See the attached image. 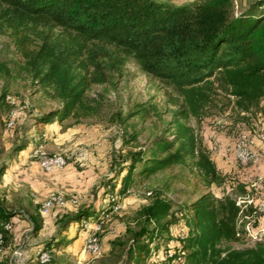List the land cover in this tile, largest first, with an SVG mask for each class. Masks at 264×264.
Listing matches in <instances>:
<instances>
[{
    "label": "trees",
    "instance_id": "trees-1",
    "mask_svg": "<svg viewBox=\"0 0 264 264\" xmlns=\"http://www.w3.org/2000/svg\"><path fill=\"white\" fill-rule=\"evenodd\" d=\"M0 36L10 39L22 59L16 70L0 60V106H11L9 85L19 77L60 102L36 114L32 128L104 119L108 103L93 89L115 86L131 58L176 93L164 127L106 178L108 202L59 216L56 232L39 243L40 264H74L58 253L78 238L84 222L104 227L135 177L146 182L185 165L208 189L224 186L227 175L199 137L202 121L219 109L242 121L264 112V0L239 8L235 0H0ZM154 116L161 117L159 107L145 101L134 103L126 116L118 111L111 117L126 123ZM131 126L129 140L137 144L144 128ZM31 141L21 138L13 152ZM6 170L0 169V180ZM168 190H149L148 201L129 216L127 237L111 240L100 264H264V235L254 245H236L246 242L250 225L259 224L257 205L208 190L175 208ZM252 192L237 183L236 194L249 198ZM19 213L0 204V251ZM41 213L31 216L35 235L44 227ZM72 224L78 225L74 235ZM177 227L182 228L175 232ZM161 251L162 258L153 260Z\"/></svg>",
    "mask_w": 264,
    "mask_h": 264
},
{
    "label": "rangeland",
    "instance_id": "rangeland-1",
    "mask_svg": "<svg viewBox=\"0 0 264 264\" xmlns=\"http://www.w3.org/2000/svg\"><path fill=\"white\" fill-rule=\"evenodd\" d=\"M248 1L235 0L237 8ZM0 60L10 61L15 70L22 62L17 48L5 36H0ZM9 90L11 106H0V169L7 166L0 180V204L13 212L19 210L20 213L9 223L11 231L0 251V264H6V261L10 263L13 256L15 264H40L37 260V248L33 255H27L29 259L25 262L28 254L26 250L37 246L34 238L51 237L57 230L56 220L62 214L75 212L84 205L108 202L104 198L106 178L117 174L120 166L127 164L124 160L129 157L130 152L148 144L152 134L164 127V120L170 118V110L175 107L173 98L176 93L171 87L145 73L131 58L125 64L122 74L117 75L115 86L107 84L93 89V94L102 92L108 103L104 119L63 124L56 121L41 128H32L36 114L58 107L60 102L42 91L39 92L38 86L24 77L11 81ZM145 101L156 103L161 117L154 116L145 122L137 118H131L126 123L112 120L114 112L122 111L123 116H126L134 103ZM260 117L242 121L229 109L215 110L202 121L199 137L215 154L218 148H231L237 141H248L259 130ZM11 121L14 122L12 125ZM131 124H135L137 130L144 128L137 144L129 140V133L134 129ZM24 137L32 139L31 143L23 151L14 153L15 144ZM37 153L63 156L67 164L63 168L47 172L41 167ZM228 156L232 158V163H229L227 170L221 167V171L228 177L227 183L222 187L212 186L208 189L192 168L185 165L161 172L146 182L135 177L132 188L122 197L119 207L108 217L105 226L100 229V226L91 221L84 222L87 227L81 230L85 237L84 243H73L61 250L58 256L70 259L74 264H100L106 245L116 237H127L129 216L148 201L150 189H169V197L175 208L191 202L208 190L218 196L228 194L241 204L245 201L253 202L256 207L259 200L264 198V193L252 188L249 198L236 194L237 183H243L244 178L231 166L233 164L241 169L248 164L237 161L231 154ZM59 195L65 198V203L54 205L53 208H57L52 211H45L44 204L51 197ZM41 206L43 214H50L42 215ZM39 211L44 218V228L36 236L33 234L34 223L31 216ZM181 228L177 227L175 232ZM247 229L249 233L246 242L236 245H254L257 242L260 232H254L251 225ZM76 230L77 227L73 225L70 232ZM21 251V260L18 261ZM162 256L161 251L152 259H160Z\"/></svg>",
    "mask_w": 264,
    "mask_h": 264
},
{
    "label": "crops",
    "instance_id": "crops-1",
    "mask_svg": "<svg viewBox=\"0 0 264 264\" xmlns=\"http://www.w3.org/2000/svg\"><path fill=\"white\" fill-rule=\"evenodd\" d=\"M260 116H261L259 118V123H260L259 127L260 128H259V130H257V133L255 135H252V138H253L252 147L257 152H259L261 159H259L256 164H248L247 167H243L241 169H238L233 164L231 167L232 168L234 167L236 172L241 173V176L244 178L243 183L246 184L248 190L251 191L252 188H254V189H258L259 191L261 190V193H264V112L261 113ZM227 150H228V148H218V150L215 151V154H213L211 152L212 157L214 158V160L216 161V163L220 169H221V167H224L227 170L229 168V163H232V158L228 156L230 154L232 155V153H229ZM55 208H57V207H55ZM55 208H53V209H55ZM49 214H43V215H49ZM73 225H75L77 227V230H76V232H77L78 231V225L72 224L71 227ZM71 227H70V229H71ZM257 228H258V231L260 232L259 233L260 237L257 238V241H258L263 237L262 234L264 233V215H262L260 217V222H259V225ZM85 229H87V227L83 225V228L81 230H85ZM81 230H79L78 238L75 239L71 244L77 243L79 241H82V244L84 243L85 237H84L83 232H81ZM76 232H70V234L74 235V234H76ZM36 236H38V235H36ZM34 240H36L35 243L37 244V246L30 247L28 250H26V252L28 253V254H26V258H25L26 263L28 262V259H29V257L27 255H30V254L33 255V251L34 252L36 251L35 248H37V251H38L39 247H40L39 243L45 239H39V238L35 237ZM71 244H69V246ZM69 246H67V247H69ZM108 249H109V243L106 245L104 252L107 251Z\"/></svg>",
    "mask_w": 264,
    "mask_h": 264
},
{
    "label": "bare ground",
    "instance_id": "bare-ground-1",
    "mask_svg": "<svg viewBox=\"0 0 264 264\" xmlns=\"http://www.w3.org/2000/svg\"><path fill=\"white\" fill-rule=\"evenodd\" d=\"M12 123H14V122L11 121V125H12ZM247 142L248 141L246 140L245 142H239L238 144H246ZM39 153H40V151H39ZM36 155L38 157V160L40 162L41 167L47 172H51V171H54L56 169L63 168L67 164L66 159L60 155H48V154L43 155V154H38V153ZM44 162L50 163V164H44ZM62 203L63 204L65 203V198L63 196H60V195L59 196H53L50 198V200H48L44 204L43 208L46 211V210H48L47 207H51V206L53 207L54 205H58V204L61 205ZM257 206H258L259 211L264 215V199H261L258 202ZM254 232H255V230H254ZM98 252H99V249H98ZM13 259H14V256H13V258L9 264H15ZM42 260L47 261L48 260L47 256L43 255Z\"/></svg>",
    "mask_w": 264,
    "mask_h": 264
},
{
    "label": "built area",
    "instance_id": "built-area-1",
    "mask_svg": "<svg viewBox=\"0 0 264 264\" xmlns=\"http://www.w3.org/2000/svg\"><path fill=\"white\" fill-rule=\"evenodd\" d=\"M252 142L253 138L250 137L248 142L246 144H238V141L235 143L234 146L231 148H228V151L232 153L233 157L243 163V164H256L259 159H261V156L259 152H257L253 147H252ZM44 164H50V163H45ZM240 198V197H236ZM49 211L53 210V207H47ZM258 208H254V210H257ZM250 210H247V216H250ZM260 222V221H259ZM259 225V224H258ZM258 225L252 226V228L255 230V232L258 230ZM95 236V235H94ZM94 239V237L92 238ZM98 252V248H97ZM22 256V251L20 253L18 261H20Z\"/></svg>",
    "mask_w": 264,
    "mask_h": 264
}]
</instances>
